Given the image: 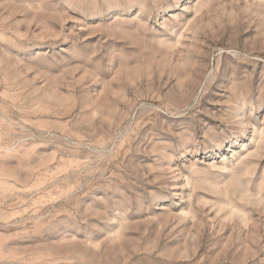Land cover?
<instances>
[{
    "label": "rangeland",
    "instance_id": "rangeland-1",
    "mask_svg": "<svg viewBox=\"0 0 264 264\" xmlns=\"http://www.w3.org/2000/svg\"><path fill=\"white\" fill-rule=\"evenodd\" d=\"M0 264H264V0H0Z\"/></svg>",
    "mask_w": 264,
    "mask_h": 264
}]
</instances>
